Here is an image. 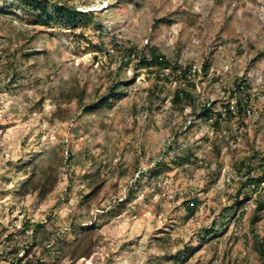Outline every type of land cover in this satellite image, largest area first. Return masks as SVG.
Wrapping results in <instances>:
<instances>
[{"label": "rangeland", "instance_id": "obj_1", "mask_svg": "<svg viewBox=\"0 0 264 264\" xmlns=\"http://www.w3.org/2000/svg\"><path fill=\"white\" fill-rule=\"evenodd\" d=\"M47 11L0 0V264H264V0Z\"/></svg>", "mask_w": 264, "mask_h": 264}, {"label": "trees", "instance_id": "obj_2", "mask_svg": "<svg viewBox=\"0 0 264 264\" xmlns=\"http://www.w3.org/2000/svg\"><path fill=\"white\" fill-rule=\"evenodd\" d=\"M19 1V0H17ZM20 1H24V3L28 4L29 8L31 9H35V8H40L42 10L41 14H40V20H42L44 23L48 24V19L50 18V14L47 11V7H48V3L50 2V0H20ZM55 15L61 16L63 18V20H66L70 23H75L80 17H83L85 15H88L90 13H83L82 11H80L79 9H77L76 5H72V4H68L66 2H62V1H55ZM134 49V48H133ZM133 49H129L127 50V56H128V60H131V54H133L135 56V54L133 53ZM138 56V55H136ZM138 60H139V65L141 64V66H145V67H153L154 70L160 71L161 68H165V67H170L172 70H181V75L180 78L184 79L187 81V74L189 69L187 67H182L179 66L177 63H171L164 54H162L161 52L158 51V49H156L155 47H152L151 49V56L150 59H148V57L146 56H138ZM204 71L207 72L208 70V66L207 63H204L203 65ZM237 89L229 90V92H231V96L235 98V101L238 105V108L242 111L245 110L246 106L248 105V97L246 94H242L247 93V89L245 90L246 86H245V81L243 82V80H241L240 82L237 83ZM111 90V89H110ZM110 95L106 96V97H102L101 100L97 103L92 104L91 106L89 105L88 108L91 110H93L96 104H104L107 103L109 100H111V98H114L117 94L116 90H111L109 92ZM191 97V91H189L188 89L184 88V87H180L179 90L177 91L176 95H175V101L177 100H181L183 97ZM235 106L231 105L230 103L227 104L225 106V112L220 114V118L216 119L214 121V124L218 125L219 121L226 116L228 113L230 114L233 110ZM93 108V109H92ZM232 108V109H231ZM212 104L209 103H205L204 105H202L201 108V112L199 113L200 116H204L205 118H212L211 114L212 113ZM249 111V109H248ZM223 116V117H222ZM250 175L251 170L248 171ZM248 182L250 184H255V183H260V182H264V171L263 173L259 176V177H251L248 178ZM197 200V199H196ZM193 204H195L193 202ZM193 206V205H192ZM190 210H193L194 207H189ZM264 210V201H261L258 203V205L255 208V213H254V217H253V222L255 223L259 217H258V212ZM44 223L42 222H38L35 223L34 229H33V234L35 236V232L43 229ZM81 241H78V243ZM77 243V242H76ZM76 245V244H75ZM78 246V245H77ZM76 246V247H77ZM88 249H90V246L87 247ZM30 249H28L29 251ZM264 251V250H263ZM87 254V253H85ZM36 264H43L42 261L40 259H38L36 261Z\"/></svg>", "mask_w": 264, "mask_h": 264}]
</instances>
